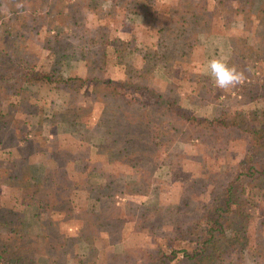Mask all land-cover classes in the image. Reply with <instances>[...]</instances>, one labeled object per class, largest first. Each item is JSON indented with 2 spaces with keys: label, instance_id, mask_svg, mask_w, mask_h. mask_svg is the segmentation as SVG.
Returning a JSON list of instances; mask_svg holds the SVG:
<instances>
[{
  "label": "rangeland",
  "instance_id": "obj_1",
  "mask_svg": "<svg viewBox=\"0 0 264 264\" xmlns=\"http://www.w3.org/2000/svg\"><path fill=\"white\" fill-rule=\"evenodd\" d=\"M144 1L132 9L131 0H28L26 8L0 0V75L17 77L11 65L21 58L50 75L25 85L39 97L26 140L0 147L5 166L27 155L24 178L36 184L34 195L21 194L20 167L0 178V203L18 209L1 226L13 238L0 264H55L48 243L66 238L45 233L38 205L51 197L96 213L104 234L93 249L73 239L65 264H84L89 253L92 264H159L168 253L161 264H191L185 250L195 251L228 187L231 202L249 196L244 206L259 208H248L243 225L227 224L233 244L215 264H264L252 249L264 242V173L247 172L264 154L252 142L264 117V0H158L160 16L157 0ZM213 57L227 58L244 82L217 88L203 74ZM122 77L127 96L106 92L107 80ZM178 107L205 120H186ZM18 112L3 116L11 134ZM81 222L60 230L76 234Z\"/></svg>",
  "mask_w": 264,
  "mask_h": 264
},
{
  "label": "trees",
  "instance_id": "obj_2",
  "mask_svg": "<svg viewBox=\"0 0 264 264\" xmlns=\"http://www.w3.org/2000/svg\"><path fill=\"white\" fill-rule=\"evenodd\" d=\"M6 4H8L11 8L17 7L18 4H23L25 8L27 7L26 1L28 0H2ZM132 1V9L146 7L147 3L144 0H131ZM25 3V4H24ZM157 4V3H156ZM162 4V3H161ZM160 4V1H158V11H156L159 16L161 15V7H163ZM143 23L148 25L147 19L143 20ZM149 23L152 24L153 21L149 20ZM12 63V62H10ZM11 68H14L18 75L14 77H8L5 78L4 76L0 75V136L5 135V139L2 141L0 139V147L6 142V138L12 141H16V144H18L19 140H26L24 139V136H27L30 126H32V121L28 117L29 115H32V110H34V107L38 105L39 97H37V93L35 89H30L29 87H26V84L32 83V82H38L42 79H46L50 77L49 73H46V71H43L39 67L35 66L34 62H30L27 58H21L18 59L17 63H12ZM0 67V71H3ZM6 71V70H5ZM7 72V71H6ZM71 77V76H70ZM123 79H117V81L113 80H107V83L109 84L108 90L106 92L111 91H117V94L120 96H127L126 94V87L124 83L126 82L125 79L127 77H122ZM70 79V78H69ZM113 83V84H112ZM16 110L22 113V115H18L14 117L12 114V124L14 126L15 132L12 134L9 133L6 128L8 127L5 122L3 121V116L5 111L10 110ZM177 114L183 118H186V120H192L195 122H202L205 119L202 117H197L194 115H190L186 113V110L182 109L181 107L177 108ZM261 118V115H259ZM216 121L218 119H215ZM261 120V126L258 127L254 131L252 142H254V145L258 147H263L264 150V117ZM54 156V155H53ZM263 157V158H262ZM262 157H258L256 161L251 160L250 165L248 166V173H258V175H262L264 173V154ZM27 155H22V157H19L17 159H11L10 166L12 167H20L19 172H15V175L19 178H22L20 180H17L15 185H18L21 187L22 192L24 191L27 196L34 195V187L36 184L32 182L29 178H24L28 176L27 174ZM7 161V160H6ZM23 163V165H19L20 163ZM5 160L0 159V178L5 177V175L10 176L11 172L9 167L5 166ZM24 174V176L22 175ZM239 175V174H238ZM19 181H24L23 184H20ZM29 186V187H28ZM232 189L229 187L226 191V199L220 203L219 208L212 207L214 211H211L209 216L212 220V225L210 228L207 229L206 234L204 235L203 239L197 240V247L193 253H188L186 250V255L189 256L190 260L192 261L191 264H215L216 259L220 258L222 254L226 251L228 247H230L233 243L228 242V237L225 234V229L227 227V224L232 225L237 220H239V223L243 225V222L247 220V217L251 215L252 210H249L251 208H259V205H254L253 201L252 205H245V202L250 199V197L242 198V201L240 202H231L230 199H232ZM21 196V195H20ZM19 198V197H17ZM16 198V199H17ZM27 197L23 196L20 199H26ZM19 199V200H20ZM235 199L234 201H236ZM10 204L4 206L0 203V256L2 255L4 258H6V252L9 250V245L7 244V241L12 240L13 234L11 232H6L1 229L2 225H8L10 222H13V219L15 220L18 216V209L15 206V204L10 200ZM38 205H40L41 211L39 212L41 215V224L42 227L45 229V233H48L49 235H54L55 233H61L64 234L66 241L64 243H54V240H51L48 243L49 250L53 251V256H56L54 259L55 264H65V258L62 256L63 251H67V255L71 253L73 250L77 248V241L73 239H77L81 237L83 241L87 242L91 249L97 246V243H99V237H102L104 235L97 229V221H96V213L89 212L87 210H82L80 212L75 213V210L70 204L69 199L66 198H48L46 202H41ZM235 206V210L232 212H227L228 207ZM249 208V209H248ZM262 208L264 210V205H262ZM232 213V214H230ZM264 215V211H263ZM72 218H78L81 219V226L79 229H77V233L73 235H68L63 233L61 230L60 223L62 221L72 219ZM61 229V230H60ZM238 233L241 231H245L244 228H234ZM244 234V233H243ZM246 235V234H244ZM249 236V235H246ZM240 236L238 234L236 236V233L234 231V236L232 238L234 240L238 241ZM70 239L72 243L70 244ZM259 242V246L262 247L258 250L259 246L255 243L254 253L255 258H261L264 257V242ZM71 246V247H70ZM174 255H171L168 253L166 255V259L173 258ZM58 257V258H57ZM166 259H163L159 264L166 261ZM258 260V259H257ZM10 258L5 259V262H9ZM84 264H92L95 262V258H91V254L89 253L88 256L82 260ZM100 263V262H98Z\"/></svg>",
  "mask_w": 264,
  "mask_h": 264
},
{
  "label": "clouds",
  "instance_id": "obj_3",
  "mask_svg": "<svg viewBox=\"0 0 264 264\" xmlns=\"http://www.w3.org/2000/svg\"><path fill=\"white\" fill-rule=\"evenodd\" d=\"M18 8H22L23 4H18ZM205 75L214 79L216 87L219 89L235 88L244 82V72L238 70L235 65H230L227 58L213 57L204 69Z\"/></svg>",
  "mask_w": 264,
  "mask_h": 264
},
{
  "label": "crops",
  "instance_id": "obj_4",
  "mask_svg": "<svg viewBox=\"0 0 264 264\" xmlns=\"http://www.w3.org/2000/svg\"><path fill=\"white\" fill-rule=\"evenodd\" d=\"M158 1V0H157Z\"/></svg>",
  "mask_w": 264,
  "mask_h": 264
}]
</instances>
